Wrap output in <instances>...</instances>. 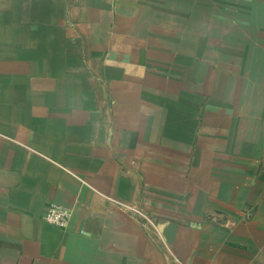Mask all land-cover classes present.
Wrapping results in <instances>:
<instances>
[{"label": "crops", "instance_id": "obj_1", "mask_svg": "<svg viewBox=\"0 0 264 264\" xmlns=\"http://www.w3.org/2000/svg\"><path fill=\"white\" fill-rule=\"evenodd\" d=\"M218 6L0 0V264H264V0Z\"/></svg>", "mask_w": 264, "mask_h": 264}, {"label": "rangeland", "instance_id": "obj_2", "mask_svg": "<svg viewBox=\"0 0 264 264\" xmlns=\"http://www.w3.org/2000/svg\"><path fill=\"white\" fill-rule=\"evenodd\" d=\"M197 2H201V4H203V8H201L203 14H207L208 15H212V16H216L217 12L216 10L219 9L221 6H218L219 4H225L226 0H196ZM229 1V0H227ZM210 4H212L213 6V11H211V6H209ZM226 9L223 8L222 9V14H236L233 12V10L228 9L227 11H225ZM257 24V23H256ZM248 25H250V30L252 29V25L253 22L248 23H229L227 24V22L223 21V22H218L215 24L210 23L209 19L206 20V22L204 21L201 25V30L203 32V37L205 36L204 33L206 32V39L205 41L208 43L207 45H210L211 43L214 45L219 46L220 48H225L227 45H232V46H236V43L241 42L240 39L236 38V36L238 34H241L242 31H247L249 30ZM205 31V32H204ZM210 32V34L208 33ZM238 37V36H237Z\"/></svg>", "mask_w": 264, "mask_h": 264}, {"label": "built area", "instance_id": "obj_3", "mask_svg": "<svg viewBox=\"0 0 264 264\" xmlns=\"http://www.w3.org/2000/svg\"><path fill=\"white\" fill-rule=\"evenodd\" d=\"M127 208L134 216L140 218L145 225H149L155 232H159L158 225L151 216L137 207L127 206ZM72 214V211L64 206L52 204L44 213L43 220L51 225L67 228L71 222Z\"/></svg>", "mask_w": 264, "mask_h": 264}]
</instances>
